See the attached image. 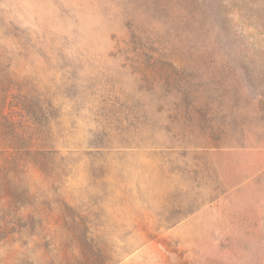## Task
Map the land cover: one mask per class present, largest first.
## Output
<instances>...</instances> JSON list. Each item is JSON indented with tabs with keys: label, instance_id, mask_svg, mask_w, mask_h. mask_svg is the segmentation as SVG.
<instances>
[{
	"label": "rangeland",
	"instance_id": "374dc122",
	"mask_svg": "<svg viewBox=\"0 0 264 264\" xmlns=\"http://www.w3.org/2000/svg\"><path fill=\"white\" fill-rule=\"evenodd\" d=\"M0 264H264V0H0Z\"/></svg>",
	"mask_w": 264,
	"mask_h": 264
}]
</instances>
